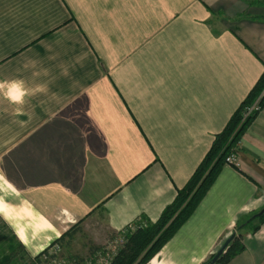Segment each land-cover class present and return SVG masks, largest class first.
Segmentation results:
<instances>
[{
  "label": "crops",
  "instance_id": "obj_1",
  "mask_svg": "<svg viewBox=\"0 0 264 264\" xmlns=\"http://www.w3.org/2000/svg\"><path fill=\"white\" fill-rule=\"evenodd\" d=\"M263 69L264 0H0V216L29 250L28 221H155ZM234 154L147 264H199L264 206V105ZM257 227L226 264H264Z\"/></svg>",
  "mask_w": 264,
  "mask_h": 264
},
{
  "label": "trees",
  "instance_id": "obj_2",
  "mask_svg": "<svg viewBox=\"0 0 264 264\" xmlns=\"http://www.w3.org/2000/svg\"><path fill=\"white\" fill-rule=\"evenodd\" d=\"M263 88L264 69L246 97L230 115L225 126L221 128L222 130L214 134L207 152L204 153L203 158L185 184L177 189L174 200L164 208L155 221H149L144 215L134 220L129 228L127 227L128 231L124 241L112 255L109 264H147L189 217L225 164V158L230 152L237 149L241 136L255 116V114H251L242 120L243 110L253 102ZM261 210L263 211L261 212ZM142 221H147V224L144 225ZM263 221L264 206L257 212L250 214L244 222L238 224L234 231L235 235L230 240L227 249L219 255L214 263H210L214 256V253H211L202 264L228 263L244 247L241 241L244 237L242 229L255 231ZM18 245L24 249L19 240ZM18 250L19 248L13 246H6L5 248V240L3 241V236L0 235V264H9Z\"/></svg>",
  "mask_w": 264,
  "mask_h": 264
},
{
  "label": "rangeland",
  "instance_id": "obj_3",
  "mask_svg": "<svg viewBox=\"0 0 264 264\" xmlns=\"http://www.w3.org/2000/svg\"><path fill=\"white\" fill-rule=\"evenodd\" d=\"M236 163L235 159L234 164ZM246 218L238 220L231 233ZM105 219V214L98 212L92 217H87L85 220L82 219L74 223L65 221L52 222L58 227L59 234L46 222L36 223L28 221L27 227L24 228L22 233L25 234L27 232V239L36 244L35 246L37 247H33V250L26 249L22 243L24 249L18 247L16 233L9 227L2 216H0V235L3 236V241L5 240V248L6 246L19 248L9 264H43V255L47 251L52 250L55 245L59 248L58 254L60 258H63L68 264H109L114 252L123 243L127 229L132 222L123 229L114 230L108 227ZM8 221L10 222V220ZM254 222L256 223V220ZM142 223L146 225L147 221H142ZM55 235H57L56 238H54ZM54 240L56 241L53 242ZM223 240H221L220 245L223 244ZM24 244L30 247L28 242ZM216 251L213 253H216ZM210 255L211 253L199 264L204 263Z\"/></svg>",
  "mask_w": 264,
  "mask_h": 264
},
{
  "label": "built area",
  "instance_id": "obj_4",
  "mask_svg": "<svg viewBox=\"0 0 264 264\" xmlns=\"http://www.w3.org/2000/svg\"><path fill=\"white\" fill-rule=\"evenodd\" d=\"M264 105V88L260 93L255 97L253 102L250 105L246 106L242 113V120H244L248 115L258 113ZM235 151L230 152L229 155L225 158L226 164L235 165ZM58 246L55 245L52 250L47 251L42 258L43 264H68L63 258H60L58 254ZM74 264V263H73Z\"/></svg>",
  "mask_w": 264,
  "mask_h": 264
},
{
  "label": "clouds",
  "instance_id": "obj_5",
  "mask_svg": "<svg viewBox=\"0 0 264 264\" xmlns=\"http://www.w3.org/2000/svg\"><path fill=\"white\" fill-rule=\"evenodd\" d=\"M11 84L17 90L18 94H6V99H8L10 103L22 105L25 96L28 95L27 91L23 88L21 81H11Z\"/></svg>",
  "mask_w": 264,
  "mask_h": 264
},
{
  "label": "water",
  "instance_id": "obj_6",
  "mask_svg": "<svg viewBox=\"0 0 264 264\" xmlns=\"http://www.w3.org/2000/svg\"><path fill=\"white\" fill-rule=\"evenodd\" d=\"M262 211L263 210H261V212ZM234 235H235V232L231 233L225 240H223L224 241L223 244L218 248L216 253H214V256L211 259L210 263H214L219 258V255H221V253L227 249L230 243V240L233 239Z\"/></svg>",
  "mask_w": 264,
  "mask_h": 264
},
{
  "label": "snow or ice",
  "instance_id": "obj_7",
  "mask_svg": "<svg viewBox=\"0 0 264 264\" xmlns=\"http://www.w3.org/2000/svg\"><path fill=\"white\" fill-rule=\"evenodd\" d=\"M17 94H18L17 90L14 89L13 95H17Z\"/></svg>",
  "mask_w": 264,
  "mask_h": 264
},
{
  "label": "bare ground",
  "instance_id": "obj_8",
  "mask_svg": "<svg viewBox=\"0 0 264 264\" xmlns=\"http://www.w3.org/2000/svg\"><path fill=\"white\" fill-rule=\"evenodd\" d=\"M2 208V205L0 204V209Z\"/></svg>",
  "mask_w": 264,
  "mask_h": 264
}]
</instances>
